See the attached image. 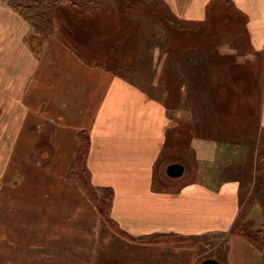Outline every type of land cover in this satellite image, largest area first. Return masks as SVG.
Instances as JSON below:
<instances>
[{
	"label": "crops",
	"instance_id": "crops-1",
	"mask_svg": "<svg viewBox=\"0 0 264 264\" xmlns=\"http://www.w3.org/2000/svg\"><path fill=\"white\" fill-rule=\"evenodd\" d=\"M75 1L85 9L97 7L90 9L92 11L88 13L90 17L87 24H63L55 16L54 38L43 40L27 22L0 0L1 20L13 22L12 27H7L6 36L3 34L5 44L0 48V119H3L0 124V140H3L0 146V182L5 180V174L10 171L11 161L6 157L10 153V146L6 145L12 142V132L18 131L20 135L28 118L40 115L41 119L49 120L53 127L50 135L52 151L58 153L59 149L64 150V144L71 152L77 151L79 132L89 136L87 163L92 184L102 192H113L110 215L118 227L115 231L103 221L93 232L91 225H78L83 226L85 234L94 239L98 246L96 256L90 249L82 248L81 253L89 255L85 256L87 259L82 258L81 264H203L207 260L223 264L217 258L206 257L200 251L201 246H209L218 236L225 237L226 241L224 264H251L253 259L264 264L262 252L250 240L232 234L235 225H246L247 228L251 225L254 220L252 213H263V205L250 207L247 201L250 183L243 169L252 166L253 158L249 157L252 149H249L246 161L243 159L238 165L232 163L235 172L232 176H226L223 174L230 171V166L220 163L223 158L221 146L228 147L234 143L224 141L222 145L214 139L193 137L190 139V148L200 165L199 173L194 175L195 179L191 180L187 174L185 163L173 162L185 168L179 178L169 177L166 170V176L178 184L179 189L171 191L157 187L156 168L166 153L172 132L180 136L183 125L189 123L182 124V109L171 108L163 95L142 88L136 72L139 69L138 57L131 52L130 55L134 57L126 67L122 62L123 56L119 55L123 45L118 48L123 37L133 32H137L136 36L143 33L139 21L135 24L136 29H124L127 18L123 15H131L130 21L134 22L132 13L137 15V11L143 12L139 9L146 7L147 14L150 8L152 12H159L163 18L172 17L179 23L192 26L206 24L215 7L226 5L238 19L233 30L236 32L243 23L242 30L248 38L252 53L262 55L264 0ZM135 1L140 2L136 4ZM153 1L160 2L165 11L156 9ZM94 2L98 3L97 6ZM181 27L176 32H182ZM59 31L64 32L70 42H61ZM232 36L237 37V34ZM107 39H113V46L109 50L115 57L98 59L93 63L86 61L83 54H91L92 51L96 53L94 44L104 46ZM231 52L235 54L236 51L233 49ZM157 85L160 82L153 84ZM32 102L36 103L35 107ZM12 122L15 129H11ZM195 128H198L197 125ZM259 128L261 132L264 130V90ZM195 132L198 133L197 130ZM200 132L213 136V133L217 135L219 131L215 126L214 132L208 127ZM225 132L229 133L228 130ZM242 144L251 143L235 145ZM73 155L68 156L65 162H60L56 155L51 164L61 163L69 167ZM43 159L50 161L51 154H43ZM56 177L58 180L54 181L58 182L57 186L59 182L65 186V179L58 174ZM64 188L70 190L69 187ZM62 196L59 193L46 196L52 214L56 211L54 199H61ZM23 197L20 202L25 201L24 206L28 205L30 198H38L37 191H27ZM40 211L45 215L46 210L41 208ZM24 212L27 213V210ZM51 213L45 224L46 221L47 224L53 223ZM40 219L34 225H44ZM21 223L17 224L23 225ZM73 224L72 221L62 224L67 227L58 229L53 238L72 237L70 229ZM168 234L189 237L191 240L167 245L143 244L129 238ZM79 235L80 232L74 240ZM70 251L74 257L78 252Z\"/></svg>",
	"mask_w": 264,
	"mask_h": 264
},
{
	"label": "rangeland",
	"instance_id": "rangeland-1",
	"mask_svg": "<svg viewBox=\"0 0 264 264\" xmlns=\"http://www.w3.org/2000/svg\"><path fill=\"white\" fill-rule=\"evenodd\" d=\"M2 1L4 5L9 6L13 13L27 22L36 35L43 40L54 38L55 16L63 24L73 23L84 26L90 17L88 14L92 11L90 9H96L98 4L94 2L96 8L92 6L93 8L87 9L78 2L79 6L77 7L65 2L53 5L51 14L53 31L50 35H44L38 32L32 23L11 6L13 0ZM140 1L145 2V0ZM152 3L156 9L165 11L160 2L153 1ZM148 9L149 14L146 13V7L139 9L143 12L137 11V15L132 13L134 22L130 21L131 15H123L124 18H127V21L124 22V29L125 27L126 29H136L135 24L139 21L143 33L136 36L137 32H133L127 37H123L122 44L118 45V48L123 45L119 55L123 56L122 62L128 67L129 61L134 57L130 54H132L131 52L135 53L139 61V69L136 70L137 75H139V80H137L142 88L150 93L152 91L163 95L171 108L182 109V124L189 123V125L183 126L192 128L182 129L180 136L178 134L172 135L166 153L156 168V186L171 191L179 189L180 186L174 184L166 176L168 164L178 161L185 163L187 174L191 180L195 179L194 175L199 173L200 165L190 148V139L193 137L214 139L222 145L225 143L224 141H229L233 142L234 145L228 147L220 145L223 148V150L220 149L223 157L220 163L230 166L228 167L230 171L223 175L232 176L235 172L232 163L238 165V163L241 164L242 161L252 157V166L243 169V173L250 183V195L247 201L250 207L256 204L264 206V169L263 171L261 169L264 168V166L262 167L264 165V130L261 132L259 128L260 107L264 90V53L262 55L252 53L248 38L242 30L243 23L239 25L236 32L233 30L238 24V19L226 5L215 7L206 24H194L192 26L182 24V32H176L180 29L176 26L178 23L168 20L166 16L163 18L159 12H152L150 8ZM171 19L173 18L171 17ZM12 24L13 22H4L0 18V48H3L1 46L5 44L3 34L6 36V29L9 26L12 27ZM3 26H5L4 30ZM194 30L197 32H190ZM234 34H237V37H233ZM58 35L61 42H70L64 32L59 31ZM94 45H96V53L92 51L91 54H83L86 61L93 63L98 59L104 60L111 56L115 57V54L109 50V47L113 46V39H107L104 46L100 43ZM185 47L189 50L202 51L197 53L200 56L199 60L191 65L197 73L199 72L198 68H200V72L205 73L203 77L198 73L199 77H195V80H189L185 74L182 75V72H185L184 67H182V63L185 61L183 54ZM233 49L236 51L235 54L231 52ZM229 67H233L234 70ZM159 82V86H153ZM198 84L199 89L198 86H195ZM182 88H184L183 98L180 101ZM31 104L33 107L36 106L35 102ZM40 117L39 115L36 118H28L24 125V131L20 135L18 131H13L11 144L6 145L10 146V153L6 157L11 162L9 173H6L5 177L2 176L6 181L0 182V188L1 185L4 186L0 189V264H81L84 258L87 259L85 256L89 255V253H86L87 255L81 253L82 248L90 249L96 256L98 246L94 239L88 238L83 226L78 227V225H91L90 228L94 232L98 227L97 225L104 221L116 231L110 215L111 195L109 191L102 192L93 186L88 163L89 172L86 174L88 181L94 187L99 198L107 199L103 205L104 213L101 211L97 200L90 198L77 184L68 181L73 162L83 152L81 148L82 143L84 144V137H86L84 132H79L77 136V151L71 152L64 144L65 149H59L57 153L56 150L52 151L51 149L50 135L53 127L49 120ZM2 120L1 118L0 124ZM196 125L198 128H195ZM206 126L212 128L213 132L214 127L217 126L219 132L217 135L213 133V136L204 132L199 133V130H206ZM11 129H15L13 122ZM225 130H228L229 133H226ZM2 141L1 139L0 146L1 143L3 144ZM244 142L251 144L235 145ZM249 149H252V153H250L251 156L249 154L247 157ZM48 152L51 154L50 161L43 159V154ZM72 153L74 155L69 160L72 161L69 167L61 165V163L51 164L56 155L60 162H65ZM0 170H2L1 166ZM56 174L65 179V186L61 182L57 186L58 182L54 181V179L58 180ZM238 174L241 176L240 171ZM64 187H69L70 190ZM251 188L256 189L252 190ZM27 191H37L38 198H30V203L24 206L25 201L21 203L20 200L24 199L23 196ZM53 193L63 195L61 199H54L56 208L54 214L50 212V206L47 202L49 198H46ZM59 201L63 203H59ZM41 208L46 210L45 215L41 213ZM26 210L27 213L24 212ZM262 210L263 213L251 214L254 220L247 228L250 233L264 228V208ZM49 212L54 220L51 224H47L50 219ZM39 219L44 221V225H34V222L39 221ZM20 221L23 222L21 223L23 225L17 224ZM67 221L74 223L72 227L74 230L70 229V233L73 234L72 237L59 238L60 236H58L57 239H54L58 229L67 227V225H62L66 224ZM29 223L32 225H27ZM75 225L77 226L75 227ZM242 226L246 227V225ZM78 232L80 235L74 240ZM84 237L86 238L84 239ZM225 242V237L218 236L210 242L209 246H201L200 251L206 257L217 258L224 264ZM261 246H263L262 243ZM256 248L262 252L264 257V248L258 246ZM70 250L78 251L75 257ZM257 261L253 259L251 264H259Z\"/></svg>",
	"mask_w": 264,
	"mask_h": 264
},
{
	"label": "trees",
	"instance_id": "trees-1",
	"mask_svg": "<svg viewBox=\"0 0 264 264\" xmlns=\"http://www.w3.org/2000/svg\"><path fill=\"white\" fill-rule=\"evenodd\" d=\"M65 2L66 4H73V5H78V3L75 0H13L11 2V6L19 12L25 19H27L30 23H32L38 32L44 34V35H50L53 31V19H52V6L56 4ZM212 9V7H211ZM213 13V12H212ZM172 20L173 22L178 23L176 26H182V23H179L178 21L174 19H168ZM211 21H214L211 19ZM195 27V26H194ZM190 32H197V30L190 31ZM183 54L185 55V61L182 63V67H184L185 72H182V75L185 74L189 80H195V77H199V74L201 77L205 73H201L200 68L199 74L194 70V67H192L191 64L195 62L196 60H199L198 54L202 52L201 50H189V48H184L183 49ZM198 53V54H197ZM191 55V57H189ZM230 69L234 70L233 67H229ZM200 79V78H199ZM198 86L199 89V84L195 85ZM210 93V92H208ZM188 128V126H183L181 128V133L182 129ZM82 134V133H81ZM86 137H84V144L82 143V148L81 152L78 157H76L75 161L72 164L71 171L68 176V181L73 182L80 186L86 194L95 200L98 201L99 206L101 207V211H103V205L106 202V198L102 197L99 198L96 191L94 190V187L90 184L88 181L86 174L89 172L88 167H87V156L88 152L90 149V139L89 136L84 133ZM175 134V133H174ZM173 135V132H172ZM264 165H262L263 167ZM262 171L264 168H261ZM260 172V171H258ZM111 195V201L113 200V192L109 191ZM110 200V199H109ZM104 213V211H103ZM111 220V219H110ZM113 222V221H112ZM115 228L118 226L114 224ZM264 228L259 231H255L253 233H250L247 231V227H243L242 225H236L233 230L232 234L242 236L248 240H250L254 245L264 248ZM130 239L143 243V244H167V245H178L182 243H186L189 240H191L189 237H184L176 234H168V235H150V236H144V237H139V238H131ZM261 243L263 246H261Z\"/></svg>",
	"mask_w": 264,
	"mask_h": 264
},
{
	"label": "water",
	"instance_id": "water-1",
	"mask_svg": "<svg viewBox=\"0 0 264 264\" xmlns=\"http://www.w3.org/2000/svg\"><path fill=\"white\" fill-rule=\"evenodd\" d=\"M184 166L180 163H173L168 166L167 174L171 178H179L184 174ZM203 264H219L217 261L214 260H207Z\"/></svg>",
	"mask_w": 264,
	"mask_h": 264
}]
</instances>
